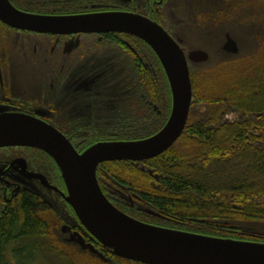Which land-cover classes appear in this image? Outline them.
Returning a JSON list of instances; mask_svg holds the SVG:
<instances>
[{
	"label": "flooded vegetation",
	"instance_id": "af4514ba",
	"mask_svg": "<svg viewBox=\"0 0 264 264\" xmlns=\"http://www.w3.org/2000/svg\"><path fill=\"white\" fill-rule=\"evenodd\" d=\"M208 1L215 4L207 6ZM219 1L10 0L19 10L49 16L140 14L160 24L174 39H180L183 47L186 31L214 45L209 50L215 60L214 67L234 59L230 57L234 54L222 51L224 40L233 28L229 24L232 15L238 14L240 18L241 12L258 13L264 4L258 0ZM248 20L258 21L256 17ZM237 23L249 34L255 30L260 32L258 40L264 39L263 29L241 21ZM219 25L224 30L221 40L203 37L206 31ZM201 66L192 67L191 71L206 69L205 65ZM172 106L166 69L143 38L125 31L41 32L14 27L0 20V114H24L40 119L53 126L82 153L98 142L138 140L156 134L167 123ZM185 130L186 126L182 133ZM38 155L53 166H47ZM149 159L101 162L97 167V179L102 192L116 207L135 218L189 230L181 217L177 219L147 208L154 203L161 209L162 204L154 199L147 200V194L150 198L152 194L141 192L134 186L133 178L112 174L107 168L112 163L129 165L133 170L148 173L152 178L151 187L161 189L162 179L155 168L148 167ZM24 191L36 198H50L72 215L73 223H66L67 220L57 214L64 221L63 232L85 233L65 199L68 192L56 161L36 147L1 146L0 214L13 206ZM215 236L235 238L229 234ZM85 238L103 249L94 237L86 234Z\"/></svg>",
	"mask_w": 264,
	"mask_h": 264
},
{
	"label": "water",
	"instance_id": "95a60500",
	"mask_svg": "<svg viewBox=\"0 0 264 264\" xmlns=\"http://www.w3.org/2000/svg\"><path fill=\"white\" fill-rule=\"evenodd\" d=\"M0 20L14 27L41 32L133 33L155 50L170 80L173 106L160 131L138 140L98 142L82 153L77 152L53 126L40 119L24 114H0V147L23 145L39 148L60 167L68 192L65 199L85 230L84 234L74 232L68 238L69 242L108 262H112V258L92 242H87L86 234L94 237L110 253L145 264H264L263 241L184 231L140 220L110 202L97 179V167L101 162L141 161L163 153L174 144L187 124L193 100L190 68L212 63L208 48H186V42L183 47L180 39H174L157 22L126 12L49 16L27 13L13 6L10 0H0ZM230 30L222 51L238 56L241 50L238 38L241 37L235 27ZM215 33V29L209 30L207 35L216 37ZM43 199L62 214L54 200L45 196Z\"/></svg>",
	"mask_w": 264,
	"mask_h": 264
},
{
	"label": "trees",
	"instance_id": "16d2710c",
	"mask_svg": "<svg viewBox=\"0 0 264 264\" xmlns=\"http://www.w3.org/2000/svg\"><path fill=\"white\" fill-rule=\"evenodd\" d=\"M247 14L241 12L240 17L246 18ZM231 18L239 19V16L233 14ZM256 18V27L264 30V4L259 7ZM225 62L228 61L213 67L215 71L225 67ZM209 72L191 71L193 89L195 77ZM263 75L257 74L252 80L229 85L230 81L225 78L222 80L224 88L204 94L203 101L223 100L227 103L225 107L213 108L199 120H191L190 113L186 130L177 143L148 160V167L155 168L160 174L161 189L151 187L152 178L148 173L133 170L123 163L111 166L112 174L133 178L134 186L141 192L152 194L151 198L147 194V200L154 199L162 204L161 209L176 217L264 221ZM211 81L214 80L210 78L205 83ZM36 199L32 193L24 191L13 206L0 214V264H54L44 263L47 248L50 251L59 249L52 246L50 249L44 241L46 222L37 215V208L43 202ZM149 207L160 211L154 203ZM235 238L264 242V233L239 232ZM62 255L58 264H76L66 253ZM111 256L118 262L144 264Z\"/></svg>",
	"mask_w": 264,
	"mask_h": 264
},
{
	"label": "rangeland",
	"instance_id": "374dc122",
	"mask_svg": "<svg viewBox=\"0 0 264 264\" xmlns=\"http://www.w3.org/2000/svg\"><path fill=\"white\" fill-rule=\"evenodd\" d=\"M264 0H258V2L261 4ZM221 2V0L219 1ZM215 4V3H213ZM211 2H207V6L213 5ZM217 5V4H216ZM257 16V13L254 14H248V17L239 19H232L230 26H233L237 29V31L240 34L241 38L239 39L240 43V53L238 56L231 55V58H234V61H228L225 62V67H220V70L215 71L214 64H204L207 65L205 68L206 70H199L200 73H206L207 71H210L207 73V75L200 74L198 77H195L194 81L196 82V85H194L195 89H193V100L191 105V120H199L206 116L207 113H209L210 110L213 108L221 107L227 103L223 100L218 101H203L201 99L205 98L204 94L209 95L211 93V90H217L219 88H224L223 86V79L228 78L229 75H231L227 80L230 82L227 83L229 85L230 83L236 84L242 80H252L251 78H257V74L263 75L264 72V39L258 40V38L261 36V34L258 33V31L255 30V32H251L250 34L247 33L244 28H242L241 25L237 23V21H241L245 25L253 24L254 28H256V22H252L251 20H248L250 18H255ZM263 28V27H262ZM260 28V30L262 29ZM216 33L213 34L216 36V40L222 39V33L224 32L223 26L219 25L217 28L215 27ZM195 31V29H193ZM209 33V30L205 32V35L203 37H207L209 39H213L211 35H207ZM191 35V36H190ZM189 31H186V35H183L186 42V48H196V47H206L210 50L214 48V45L210 44L208 41L203 39L200 35L194 37ZM235 37V36H234ZM236 38V37H235ZM208 39V40H209ZM237 39V38H236ZM237 39V41H238ZM255 46V47H254ZM254 47V48H253ZM223 54H226L223 52ZM225 56V55H224ZM250 56V57H249ZM235 58H238L239 60H236ZM211 61H215L213 57H211ZM203 65V64H201ZM222 66V65H219ZM218 66V67H219ZM199 66L195 68H199ZM202 67V66H201ZM217 67V66H216ZM261 69V70H260ZM263 70V71H262ZM222 79H219V78ZM264 77V75H263ZM210 78H212L214 81L209 82L208 84L205 83L206 80L208 81ZM205 79V80H204ZM255 80V79H254ZM207 84V86H206ZM226 87V86H225ZM221 88V89H222ZM219 94V93H218ZM41 160H45V163L47 166H53L52 162H50L48 159L43 157L42 155H38ZM111 166L116 165H110L107 168H111ZM38 199V200H37ZM37 201H42L43 205H40L37 208V215L42 217L46 222V234H45V243L48 244V247L50 249L52 247H56L59 250L57 251H50L48 248L46 249L47 255L45 256V262H51L54 264H58V262H61L62 253H66L67 257L72 260L76 264H137L132 262H125V261H117L112 258V262L105 263L104 260H102L99 256H96V254L91 253L88 249H81L80 246L76 245L73 242H69L68 238L74 233V232H63L62 225L64 224V221L59 217L58 213L49 205L47 204L43 199L37 198ZM60 208V207H59ZM152 208V207H147ZM60 211L62 214H60L62 217H64L69 223H73V217L70 213H66V209L62 210L60 208ZM162 215H169L171 217H175L173 214H170L164 209H160L159 211ZM58 214V215H57ZM178 219V218H177ZM183 220H186V229L192 230L195 229L201 230L204 232H212L216 234H229L231 237H234L238 235L239 232H257V233H264V221L258 220V219H247V220H239L238 218H209V219H202V218H181ZM228 219V220H225ZM153 222H156L155 220H151ZM163 224L164 222H159ZM165 224V223H164ZM192 228V229H191ZM77 231V230H76ZM75 231V232H76ZM79 232V231H78ZM88 242V241H87ZM56 258V259H54ZM55 260V261H54ZM102 260V261H101ZM104 261V262H103ZM139 264V263H138Z\"/></svg>",
	"mask_w": 264,
	"mask_h": 264
}]
</instances>
